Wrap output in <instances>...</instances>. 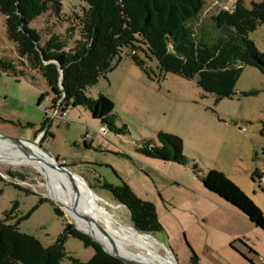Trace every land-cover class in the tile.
Listing matches in <instances>:
<instances>
[{
  "label": "rangeland",
  "instance_id": "rangeland-1",
  "mask_svg": "<svg viewBox=\"0 0 264 264\" xmlns=\"http://www.w3.org/2000/svg\"><path fill=\"white\" fill-rule=\"evenodd\" d=\"M243 1L251 8L264 0ZM237 2L205 0L204 17L234 10ZM63 4L67 15L88 8L84 0H63ZM58 21L49 12L33 20L30 27L41 30L42 40H47L52 34H65L68 21ZM249 37L264 53V23ZM77 38L69 42V48ZM132 52L125 48L120 64L86 90L89 98L106 94L113 100L115 125L122 133L108 127L103 132L101 120L85 106H71L66 120L55 118L50 97L39 103L42 93L49 91L39 74L35 79L30 74L28 80L3 74L0 134L37 140L61 165L81 174L87 181L79 176L76 180L88 189L90 184L94 188L89 189L91 194L120 221L133 224L131 212L105 188L106 183L127 184L141 200L153 203L163 230L150 237L161 253L171 252L177 264H191L194 252L197 264H264V73L244 66L237 94L219 99L199 87L197 77L188 80L165 72L156 58L139 51L146 62V70L142 69ZM0 56L18 61L1 11ZM160 132L183 140L187 164L143 154L148 141L159 146ZM9 170L23 178L11 177ZM0 173L5 179L0 221L18 204L7 223L18 224L21 232L35 236L45 246L64 235L68 223L75 225L53 201L50 190L41 186L51 179L47 171L18 161L0 163ZM227 184L237 187L257 212L234 202L233 194L224 192ZM65 248L69 256L83 262L95 255L93 247L72 235ZM62 264L73 263L67 258Z\"/></svg>",
  "mask_w": 264,
  "mask_h": 264
},
{
  "label": "trees",
  "instance_id": "trees-1",
  "mask_svg": "<svg viewBox=\"0 0 264 264\" xmlns=\"http://www.w3.org/2000/svg\"><path fill=\"white\" fill-rule=\"evenodd\" d=\"M84 1L88 8L67 15L63 13V0H0L8 39L14 42L18 53V61L0 56V77L8 74L28 80L30 74L34 79L39 74L49 89L42 93L40 104L46 97H52L55 105L65 95L63 107L85 106L101 120L104 128L122 133L115 125L113 100L106 94H100L97 99L89 98L86 90L120 64L125 48H132V58L142 69L146 70V62L139 51L156 58L165 72L188 80L197 77L199 87L219 99L237 94L244 66L257 67L264 73V53L249 37L250 32L264 23V1L253 3L249 8L243 0H238L234 10H220L206 17L205 0ZM49 12L59 19V24L64 20L69 24L64 35L52 34L42 40V31L30 24ZM76 36L74 47L69 48V42ZM19 65L23 69H18ZM158 141L159 146L154 145L153 140L148 141L143 154L187 164L180 137L160 132ZM8 175L23 178L22 174L10 170ZM4 181L0 174V193ZM227 185L224 192L233 194L234 202L257 212L237 187ZM105 188L127 206L138 230L152 235L163 230L155 205L141 200L127 184L106 183ZM17 207L15 204L11 212ZM56 210L65 215L59 207ZM10 213L0 221V264H62L67 258L73 264H124L73 223L67 224L64 235L53 245L45 246L35 236L21 232L18 224L7 223ZM69 235L94 248L95 255L90 261L69 256L65 248ZM197 262L194 252L191 264Z\"/></svg>",
  "mask_w": 264,
  "mask_h": 264
},
{
  "label": "bare ground",
  "instance_id": "bare-ground-1",
  "mask_svg": "<svg viewBox=\"0 0 264 264\" xmlns=\"http://www.w3.org/2000/svg\"><path fill=\"white\" fill-rule=\"evenodd\" d=\"M18 161L47 171L51 179L41 186L50 190L80 229L100 241L109 252L129 256L142 264H177L171 252L161 253L152 237L137 232L133 224L120 221L100 198L91 194L90 188L61 169L55 156L43 150L38 141L18 144L0 136V163Z\"/></svg>",
  "mask_w": 264,
  "mask_h": 264
},
{
  "label": "water",
  "instance_id": "water-1",
  "mask_svg": "<svg viewBox=\"0 0 264 264\" xmlns=\"http://www.w3.org/2000/svg\"><path fill=\"white\" fill-rule=\"evenodd\" d=\"M61 73H62V78H61V80L63 81V71H61ZM0 136L2 137V138H4V139H8V140H11V141H13V142H15V143H18V144H23L26 140H23V139H16V138H12V137H8V136H5V135H2V134H0ZM30 142H37V140L36 141H30ZM42 148V147H41ZM43 149V148H42ZM44 150V149H43ZM46 151V150H45ZM48 152V151H47ZM56 158V157H55ZM56 160H57V162H59L60 163V161H59V159L58 158H56ZM61 169H63V170H65V171H67L71 176H73V177H76V176H79V177H81L82 179H85L81 174H79V173H77V172H75L74 170H72L70 167H68L67 165H60L59 166ZM1 174V173H0ZM1 175H3V174H1ZM4 177V176H3ZM86 180V179H85ZM87 181V180H86ZM88 183V182H87ZM89 186H90V184H89ZM90 189H93L91 186H90ZM94 190V189H93ZM54 201V200H53ZM54 202H56V201H54ZM58 205H60L58 202H56ZM63 209H64V207L62 206V205H60ZM65 210V209H64ZM66 211V210H65ZM67 212V211H66ZM72 219V218H71ZM74 222V221H73ZM75 223V225L77 226V228L79 229V230H81L82 232H84V233H86L87 235H89L93 240H95L97 243H99L103 248H104V250L106 251V252H108L110 255H112L113 257H115V258H117V259H119V260H121L124 264H142V263H140V262H138V261H136V260H134V259H132L131 257H129V256H126V255H121V254H113V253H111V252H109L106 248H105V246L100 242V241H98L97 239H95L91 234H89L88 232H86V231H84V230H82V229H80L79 227H78V225H77V223L76 222H74ZM134 226V225H133ZM134 228L136 229V231L137 232H139V233H141V234H145V235H148V236H152V234H149V233H144V232H141L140 230H138L135 226H134ZM153 237V236H152Z\"/></svg>",
  "mask_w": 264,
  "mask_h": 264
},
{
  "label": "built area",
  "instance_id": "built-area-1",
  "mask_svg": "<svg viewBox=\"0 0 264 264\" xmlns=\"http://www.w3.org/2000/svg\"><path fill=\"white\" fill-rule=\"evenodd\" d=\"M65 95H63L62 98H60L59 100H57V102L54 105V113H53V117L58 118L60 117L63 120H66L70 111L71 106L68 107H63L62 103L64 101ZM103 132H105V128L102 129Z\"/></svg>",
  "mask_w": 264,
  "mask_h": 264
},
{
  "label": "crops",
  "instance_id": "crops-1",
  "mask_svg": "<svg viewBox=\"0 0 264 264\" xmlns=\"http://www.w3.org/2000/svg\"><path fill=\"white\" fill-rule=\"evenodd\" d=\"M52 99V97H50Z\"/></svg>",
  "mask_w": 264,
  "mask_h": 264
}]
</instances>
